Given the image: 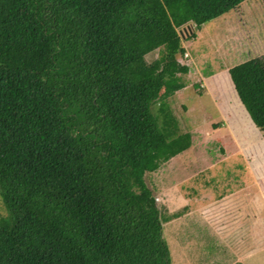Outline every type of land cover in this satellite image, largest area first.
<instances>
[{"label":"trees","instance_id":"obj_1","mask_svg":"<svg viewBox=\"0 0 264 264\" xmlns=\"http://www.w3.org/2000/svg\"><path fill=\"white\" fill-rule=\"evenodd\" d=\"M244 1L0 0V264H171L182 212L146 177L192 144L161 103L186 87L180 30ZM228 71L264 136V58Z\"/></svg>","mask_w":264,"mask_h":264},{"label":"rangeland","instance_id":"obj_2","mask_svg":"<svg viewBox=\"0 0 264 264\" xmlns=\"http://www.w3.org/2000/svg\"><path fill=\"white\" fill-rule=\"evenodd\" d=\"M180 32L187 57L182 62L190 67L183 75L186 87L161 103L171 114L170 122L175 120L171 132L176 134L178 127L179 132L190 131L192 144L146 177L162 218L182 212L163 224L171 264H233L241 257L245 264H264L263 222L254 229V241L241 240L228 229L234 217L231 206L250 201L259 209L256 220H264V136L256 126L247 127L241 116L233 126L234 115L226 114L229 102L214 76L218 66L264 58V4L246 0L199 29L190 24ZM159 55L156 50L148 60ZM6 214L0 196V216ZM247 249V257L239 254Z\"/></svg>","mask_w":264,"mask_h":264},{"label":"crops","instance_id":"obj_3","mask_svg":"<svg viewBox=\"0 0 264 264\" xmlns=\"http://www.w3.org/2000/svg\"><path fill=\"white\" fill-rule=\"evenodd\" d=\"M234 65H236V64H234ZM229 68L230 67L222 68V67L218 66V73L214 74V76L216 78H218L219 92L223 93L225 96L224 100L226 99L229 102L227 104L226 114L228 112L229 115H230V113H232V116L234 115L235 119L233 120V126H234L236 118L241 116L244 119L243 120L244 124L247 127L249 126V127L254 128L255 125L252 122V120H251L248 112L246 111L245 107L239 108V106H238L239 103L237 102V99H239V97H238L237 92L235 90L234 84L230 78L229 71H228ZM181 91H183V90H181ZM236 125L238 127L242 126L241 123H236ZM246 153H248V151ZM262 166H264V165H262ZM230 209H231V212L233 214L232 216H234V217L231 218V223L229 224V228L228 227L227 228L236 231L237 237H239L241 240H243L246 237L247 241L248 240L254 241L253 240L254 239L253 233H254V229L256 228V225L260 224V222H263V225H264V220H256V216H255L256 210H259V209H256V206L253 205V202H251V201H250L249 205L246 204L243 207H239V206L232 207L231 206ZM235 212H236V214H235ZM228 218H229V216H228ZM249 231L252 232L251 235L248 234ZM247 251H248V249L245 252L239 251V254L243 255V253H245L246 254L245 257H247L248 256ZM239 254H238V256L240 257ZM243 261H244L243 257L237 258L233 264H237V263L245 264Z\"/></svg>","mask_w":264,"mask_h":264}]
</instances>
